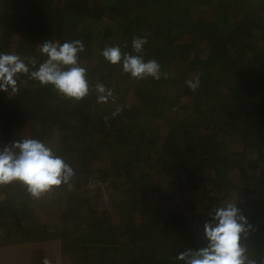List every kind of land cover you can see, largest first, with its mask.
Instances as JSON below:
<instances>
[{
    "label": "trees",
    "instance_id": "16d2710c",
    "mask_svg": "<svg viewBox=\"0 0 264 264\" xmlns=\"http://www.w3.org/2000/svg\"><path fill=\"white\" fill-rule=\"evenodd\" d=\"M133 36L147 37L142 55L161 64L160 80L101 55L136 54ZM73 40L84 44V99L27 74L15 95L0 92V149L38 139L75 171L56 200L0 186V247L55 242L73 264H182L179 253L206 245L210 212L235 202L251 225L248 255L264 261V0H0V53L35 58L30 71L44 42ZM97 83L112 90L107 103ZM90 163L113 201L86 188Z\"/></svg>",
    "mask_w": 264,
    "mask_h": 264
},
{
    "label": "clouds",
    "instance_id": "9594fccd",
    "mask_svg": "<svg viewBox=\"0 0 264 264\" xmlns=\"http://www.w3.org/2000/svg\"><path fill=\"white\" fill-rule=\"evenodd\" d=\"M147 37L133 36L131 47L136 54L121 52L119 45L106 46L101 52L110 65L120 64L122 71L136 80L151 78L160 80L161 64L154 58L145 61L142 53ZM84 51L81 40L46 41L40 53L46 59L35 71V58L28 63L15 53H0V92L15 95L19 88L17 76L27 74L41 86H52L65 98L80 101L89 94L87 69L79 65V54ZM167 77V73L163 74ZM191 91L200 86L196 77L186 81ZM97 102L107 103L113 98L111 89L103 83L96 84ZM117 107L113 116L119 115ZM74 169L43 141L25 138L0 149V186L18 182L26 187L33 199L39 200L54 189L66 185L72 187ZM251 231L246 217L235 202H225L210 212V219L203 224L206 245L196 250L188 249L178 254L182 264H258L248 255L246 241ZM42 264H50L45 258ZM264 264V261L259 262Z\"/></svg>",
    "mask_w": 264,
    "mask_h": 264
},
{
    "label": "crops",
    "instance_id": "0c3cea01",
    "mask_svg": "<svg viewBox=\"0 0 264 264\" xmlns=\"http://www.w3.org/2000/svg\"><path fill=\"white\" fill-rule=\"evenodd\" d=\"M53 243L15 244L0 247V264H42L47 258L50 264H73L69 253ZM65 254V256H64Z\"/></svg>",
    "mask_w": 264,
    "mask_h": 264
},
{
    "label": "rangeland",
    "instance_id": "374dc122",
    "mask_svg": "<svg viewBox=\"0 0 264 264\" xmlns=\"http://www.w3.org/2000/svg\"><path fill=\"white\" fill-rule=\"evenodd\" d=\"M101 22L103 23V24H109L110 23V21H108V20H101ZM13 50V52L12 53H15V54H18L19 56H21V50H19V49H17V48H15V50L14 49H12ZM104 157V156H103ZM107 166H108V164H107ZM81 167V166H80ZM88 168V170H90L89 172H91V174H90V176L88 177L89 179V181L88 182H86V188H88V189H90L91 190V188L89 187V186H87L88 185V183H89V185H97V183H101V185H102V187H105V183H104V181L102 180V181H100L98 178L100 177V173L99 172H97L98 171V169H100V166H99V164H94V163H90V165H89V167H87ZM102 169V168H101ZM86 181V180H85ZM106 191H105V194H102L101 193V191H94L95 192V194H97L98 195V197H99V195H100V197L99 198H101L103 201H104V203L106 204L107 202L106 201H113V199H112V197L114 196V195H118V192L116 193V191L114 192H112V193H109L108 191H107V189H105ZM83 194H85V193H83ZM49 196H51V198L52 199H54V200H56L55 198H57L56 197V193L55 192H51V194L49 195ZM97 197V198H98ZM110 205V204H109ZM48 207L49 208H47L46 209V214H47V216H50L51 218H55V216L57 215V214H59V211H61L62 210V208H60V206L58 207V206H55V204H53L52 202L50 203V204H48ZM83 212V211H82ZM112 214V213H111ZM113 216V215H112ZM50 223H53L54 221H49ZM54 225H56L55 223H54ZM56 227H57V225H56ZM55 229V228H54ZM71 237L70 238H72V235H70ZM61 253H64V252H61ZM64 256H65V254H64Z\"/></svg>",
    "mask_w": 264,
    "mask_h": 264
},
{
    "label": "built area",
    "instance_id": "2783aa9c",
    "mask_svg": "<svg viewBox=\"0 0 264 264\" xmlns=\"http://www.w3.org/2000/svg\"><path fill=\"white\" fill-rule=\"evenodd\" d=\"M89 182H90V181H89ZM87 186H89V187L91 188V190H94V189L96 190V188H97V189H99V190L101 191L102 194H105V191H106V190L104 189L105 187H102L101 183H97L96 186H95V185H92V186H91V185H89V183H88Z\"/></svg>",
    "mask_w": 264,
    "mask_h": 264
}]
</instances>
